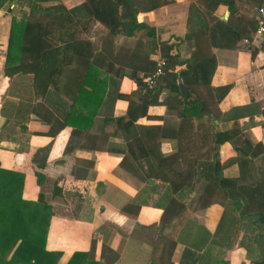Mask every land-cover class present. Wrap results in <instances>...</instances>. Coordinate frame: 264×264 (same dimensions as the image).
Returning a JSON list of instances; mask_svg holds the SVG:
<instances>
[{
    "label": "crops",
    "instance_id": "1",
    "mask_svg": "<svg viewBox=\"0 0 264 264\" xmlns=\"http://www.w3.org/2000/svg\"><path fill=\"white\" fill-rule=\"evenodd\" d=\"M35 1L65 9L84 3ZM152 1L159 5L150 8L145 0L135 17L143 27L130 37L98 22L86 25L73 43L90 48L87 85L77 90L85 59L71 55L55 90L43 95H37L31 75L4 76L9 9L16 0L0 7V169L22 175L23 201L41 199L50 207L44 250L59 254L57 264H67L73 254L88 255L79 264H197L220 219L224 198L214 185L206 197L207 182L200 178L168 204L167 185L154 177L159 160L176 152L178 121L163 105L143 112L131 74L144 81L140 66L146 59L155 62L161 45L172 48L169 54L179 64L189 59L191 45L181 41L188 31V8H198L199 2ZM232 1L231 9L219 5L210 17L203 15L201 40L208 49L196 58H205L206 68L184 76L186 85L180 78L176 83L184 86V96L189 90L191 99L208 103L214 101L211 90L228 88L215 105L219 116L213 132L235 131L246 162L241 168L232 162L238 154L223 143L217 149L220 173L255 182L264 176V39L255 33L261 0ZM184 68L176 65L172 73ZM166 80L154 93L159 103L169 95ZM35 174L42 176L40 185ZM205 198L210 203L200 210ZM222 260L251 264L237 245Z\"/></svg>",
    "mask_w": 264,
    "mask_h": 264
},
{
    "label": "trees",
    "instance_id": "2",
    "mask_svg": "<svg viewBox=\"0 0 264 264\" xmlns=\"http://www.w3.org/2000/svg\"><path fill=\"white\" fill-rule=\"evenodd\" d=\"M4 1L6 0H0V7ZM146 1L151 4L150 8L159 5L152 3V0ZM144 2L145 0H84L83 4L65 9L60 4L42 6L35 0H16L14 7L9 9L12 16L4 76L31 75L32 86L37 95H43L46 90H55L56 80L69 56H83L84 68L79 74L77 87L78 91L83 90V85H87L89 79L87 72L90 71L88 61L91 53L87 45L73 43L78 38L77 35L93 21L108 28L111 33L116 31L130 37L143 27L136 23L135 17ZM198 2V8H188V31L181 41L191 45L189 59L179 64L177 58L169 54L172 48L161 45L159 53L160 58L165 61L164 71L151 88H146L143 78L131 74L143 112L149 105H163L168 116H173L178 121L174 135L176 152L159 160L154 177L167 185L168 204L174 202L172 195L183 188H192L200 178L207 182L202 194H207L208 197L213 193V189L209 188L214 187L224 198L215 232L210 244L205 249L202 248L203 253L197 264H227L222 256L234 245L245 251L251 264H264V176H260L255 182L245 181L241 176L224 178L220 173L222 165H219L217 159L218 146L228 143L238 154L232 162H238L240 168L246 162L236 147L239 142L235 131L213 132L212 123L219 116L215 105L224 97L228 88L211 90L214 101L208 103L197 97L191 99L189 90L186 96H181L176 83L180 78L186 85L184 76H195L200 73L201 68L203 70L208 65L205 64V58H196L204 55L208 49L201 40L202 28L206 24L203 15L210 17L219 5L231 9L233 3L232 0ZM196 31H199V35L195 34ZM143 62L140 68L143 77L147 78L154 71L155 62L147 59ZM176 65H184L185 68L172 73ZM197 67L200 70L195 72ZM163 77L169 80V95L159 103L154 93L158 91L157 85ZM111 121L117 123L122 120ZM129 123L130 121L126 122L124 127ZM199 168L207 170L198 174ZM35 177L36 183L40 185L42 176L35 174ZM22 180V175L0 169V264H57L59 254L44 250L51 209L41 199L36 203L23 201ZM204 201L199 206L200 210L210 203L206 198ZM79 259L86 261L88 255L73 254L67 264H79Z\"/></svg>",
    "mask_w": 264,
    "mask_h": 264
},
{
    "label": "built area",
    "instance_id": "3",
    "mask_svg": "<svg viewBox=\"0 0 264 264\" xmlns=\"http://www.w3.org/2000/svg\"><path fill=\"white\" fill-rule=\"evenodd\" d=\"M256 30L255 33L264 39V0H261L259 6L256 8L255 17ZM165 61L162 58H158L155 61V69L151 76L144 80L146 88H151L155 81L163 74Z\"/></svg>",
    "mask_w": 264,
    "mask_h": 264
},
{
    "label": "water",
    "instance_id": "4",
    "mask_svg": "<svg viewBox=\"0 0 264 264\" xmlns=\"http://www.w3.org/2000/svg\"><path fill=\"white\" fill-rule=\"evenodd\" d=\"M177 85H178V89H179L180 94L182 96H184L185 95V88H184V86H182L180 82H178ZM149 183H151V182H149Z\"/></svg>",
    "mask_w": 264,
    "mask_h": 264
}]
</instances>
